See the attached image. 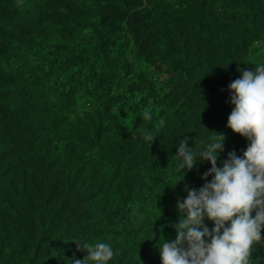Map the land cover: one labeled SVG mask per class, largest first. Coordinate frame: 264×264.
<instances>
[{
  "label": "trees",
  "instance_id": "obj_1",
  "mask_svg": "<svg viewBox=\"0 0 264 264\" xmlns=\"http://www.w3.org/2000/svg\"><path fill=\"white\" fill-rule=\"evenodd\" d=\"M261 64L264 0H0V264H71L85 242L161 264L211 167L177 184L179 142L223 133L218 167L242 156L228 86Z\"/></svg>",
  "mask_w": 264,
  "mask_h": 264
},
{
  "label": "clouds",
  "instance_id": "obj_2",
  "mask_svg": "<svg viewBox=\"0 0 264 264\" xmlns=\"http://www.w3.org/2000/svg\"><path fill=\"white\" fill-rule=\"evenodd\" d=\"M228 87L234 107L227 127L249 144L242 156L229 152L218 167L226 140L223 133L212 132L211 141L198 151L188 147L187 136L180 140L175 157L182 179L177 184L198 161L210 162L211 167L202 176L203 186L185 187L186 199L177 201L176 238L161 237V264H250L255 245L264 241V64L243 71ZM143 119H152L148 110ZM143 139L155 140L151 132H145ZM206 220L214 225L211 229ZM76 244L77 251L88 255L83 260L73 257L71 264H108L114 256L107 243Z\"/></svg>",
  "mask_w": 264,
  "mask_h": 264
}]
</instances>
